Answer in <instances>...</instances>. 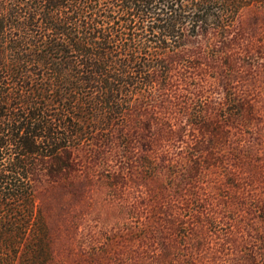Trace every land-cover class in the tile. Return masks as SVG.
Instances as JSON below:
<instances>
[{
    "label": "trees",
    "instance_id": "1",
    "mask_svg": "<svg viewBox=\"0 0 264 264\" xmlns=\"http://www.w3.org/2000/svg\"><path fill=\"white\" fill-rule=\"evenodd\" d=\"M250 7L264 8V0H0V264H52L35 197L40 178L110 175L114 160L175 182L183 167L137 157L138 146L168 149L194 131L225 140L226 125L244 115L251 124V107L231 90L207 112L191 81L214 79L220 61L232 69L231 34ZM172 91L180 100L160 98ZM185 116L186 124L171 122ZM215 160L196 157L185 181L197 183ZM191 183L179 196L197 204ZM178 206L162 205L164 234L183 227L189 236ZM205 211L195 221L213 224Z\"/></svg>",
    "mask_w": 264,
    "mask_h": 264
},
{
    "label": "rangeland",
    "instance_id": "2",
    "mask_svg": "<svg viewBox=\"0 0 264 264\" xmlns=\"http://www.w3.org/2000/svg\"><path fill=\"white\" fill-rule=\"evenodd\" d=\"M231 35L232 69L220 61L214 79L191 77L197 84L193 98L200 95L207 112L216 113L210 108L217 110L231 90L251 107V124L244 115L226 125L225 140L194 131L168 149L138 146L137 157L173 161L178 170H190L196 157H216L217 165L194 184L185 181L184 169L175 182L167 174L149 179L114 160L110 175L84 169L66 180L40 178L35 197L48 227L52 264H264V8L244 9ZM174 96L172 91L160 98L180 100ZM187 118L171 122L181 126ZM199 141L201 152H191ZM188 183L198 189L197 204L181 198ZM172 201L189 236L183 227L164 234L170 225L162 205ZM202 211L215 222L195 221Z\"/></svg>",
    "mask_w": 264,
    "mask_h": 264
}]
</instances>
